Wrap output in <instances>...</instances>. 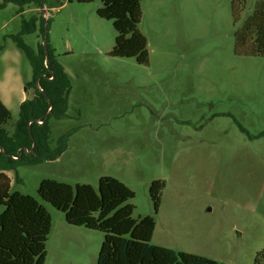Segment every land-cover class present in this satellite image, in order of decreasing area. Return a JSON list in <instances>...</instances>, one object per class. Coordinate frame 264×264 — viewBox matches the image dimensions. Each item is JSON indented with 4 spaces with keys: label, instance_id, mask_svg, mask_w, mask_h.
Segmentation results:
<instances>
[{
    "label": "rangeland",
    "instance_id": "obj_1",
    "mask_svg": "<svg viewBox=\"0 0 264 264\" xmlns=\"http://www.w3.org/2000/svg\"><path fill=\"white\" fill-rule=\"evenodd\" d=\"M4 3L0 98L13 116L10 136L24 96L34 97L32 65L14 38L38 56L47 20L51 60L68 78L66 109L48 122L57 157L8 171L11 192L36 198L52 217L45 264H97L104 233L67 224L38 196L42 181L98 189L104 176L135 193L134 219H155L151 244L264 264V56L235 51L264 0H245L237 21L233 0H142L148 64L110 55L117 31L97 14L100 0ZM157 180L165 187L155 212Z\"/></svg>",
    "mask_w": 264,
    "mask_h": 264
},
{
    "label": "trees",
    "instance_id": "obj_2",
    "mask_svg": "<svg viewBox=\"0 0 264 264\" xmlns=\"http://www.w3.org/2000/svg\"><path fill=\"white\" fill-rule=\"evenodd\" d=\"M49 1L4 0L5 5L2 6L13 3L23 7L31 2L42 5ZM69 1L92 3L95 0ZM100 1L102 7L97 10V14L112 21L117 31L110 55L133 58L139 64H148V40L139 29L143 18L142 0ZM244 1L233 0L236 21ZM14 40L32 65L35 96L22 104L20 119L11 136L6 127L12 122L13 116L0 98V148L5 151L0 154V208H3L0 212V264H45L47 241L53 227L52 217L36 198L11 192V179L5 171L15 170L24 160L26 164L44 161L27 157L25 153L21 160H14L12 156L19 155V148L31 149L32 137L40 150L47 148L48 122L59 107L66 109L63 94L68 90V78L61 66L53 65L49 48L50 60L47 64L44 46L40 54L34 56L19 37ZM235 51L247 57L264 56L263 8L255 11L254 18L237 41ZM44 75L48 78L54 75L56 81L44 79ZM38 79L42 91L36 87ZM38 121L44 124L40 125ZM164 187L165 183L161 180L151 184L150 195L155 212L159 209ZM38 196L62 212L67 224L104 233L97 264H225L151 244L156 228L155 219L151 216L138 220L133 218L134 206L130 200L135 197V193L116 178L101 177L98 189L87 184L72 187L55 180H44L38 189Z\"/></svg>",
    "mask_w": 264,
    "mask_h": 264
},
{
    "label": "flooded vegetation",
    "instance_id": "obj_3",
    "mask_svg": "<svg viewBox=\"0 0 264 264\" xmlns=\"http://www.w3.org/2000/svg\"><path fill=\"white\" fill-rule=\"evenodd\" d=\"M47 63V62H46ZM48 64V63H47ZM47 67H49L48 65H47ZM52 74H53V72H51ZM43 78L44 79H48V80H50V81H52V82H55L56 81V79H55V77H54V75L52 76V77H50V78H48L46 75H44L43 76ZM33 79H34V76H33ZM32 82H33V80H32ZM34 86V85H33ZM36 87H38V88H40V79H38L37 80V83H36ZM28 89V88H27ZM26 89V90H27ZM29 89H30V87H29ZM41 89V88H40ZM68 89H69V86H68ZM43 89H41V91H42ZM34 96H35V87H34ZM32 99H33V97H32ZM27 100V99H26ZM38 123L40 124V125H43L44 124V122L43 121H38ZM31 137H32V135H31ZM32 146H31V149H28V148H26V147H22V148H19V150H18V153H19V155L18 156H12V158L14 159V160H21L22 159V155L25 153L26 154V156L27 157H32V158H41V159H43L44 161H51V160H53L55 157H57V154H56V150H57V147L58 146H56L54 149H51V145H50V143L48 142L47 143V148L46 149H42V150H40V147L39 146H37V144H36V141H35V139H33V137H32ZM49 141V140H48ZM5 152V151H4ZM4 152H2V153H4ZM54 155H56L55 157H53ZM53 157V158H52Z\"/></svg>",
    "mask_w": 264,
    "mask_h": 264
},
{
    "label": "water",
    "instance_id": "obj_4",
    "mask_svg": "<svg viewBox=\"0 0 264 264\" xmlns=\"http://www.w3.org/2000/svg\"><path fill=\"white\" fill-rule=\"evenodd\" d=\"M44 16H46L44 14ZM45 18V17H44ZM47 24H48V21L46 20L45 21V27H46V35L44 37V43H43V46H44V49H45V53H46V62L48 63V61L50 60V53H49V49H48V46H47ZM4 152V149L3 148H0V154Z\"/></svg>",
    "mask_w": 264,
    "mask_h": 264
},
{
    "label": "crops",
    "instance_id": "obj_5",
    "mask_svg": "<svg viewBox=\"0 0 264 264\" xmlns=\"http://www.w3.org/2000/svg\"><path fill=\"white\" fill-rule=\"evenodd\" d=\"M30 99V98H28V94H26V96H24V99ZM2 100V99H1ZM3 101V100H2ZM4 103V102H3ZM5 104V103H4ZM5 173L9 176V173H8V171H5Z\"/></svg>",
    "mask_w": 264,
    "mask_h": 264
}]
</instances>
